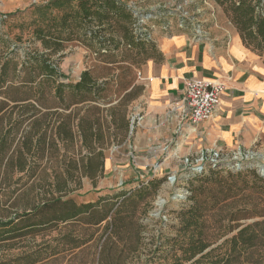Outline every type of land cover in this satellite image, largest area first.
Listing matches in <instances>:
<instances>
[{
	"label": "trees",
	"instance_id": "trees-1",
	"mask_svg": "<svg viewBox=\"0 0 264 264\" xmlns=\"http://www.w3.org/2000/svg\"><path fill=\"white\" fill-rule=\"evenodd\" d=\"M214 1L223 7L242 43L264 62V0ZM17 13L26 18L10 22L0 32V201L4 195V204L11 201V206L20 195H28L29 189H46L40 200L28 203V210L0 218V241L30 233L38 226L75 220L86 229L101 228L93 264H129L127 253L136 252L143 240L145 225L138 221V214H147L165 178H137L134 188L100 196L95 202L77 204L61 195L69 193L70 183L79 185L81 177L94 183L103 174V150L111 143L125 142L130 127L127 106L139 92L134 85L136 69L156 54L149 30L138 24L134 11L122 0H48L3 15L6 18L1 17L0 23H8ZM71 40L93 49L108 66L105 79H96L84 70L74 82L61 80L65 75L53 56ZM36 41L40 49L35 47ZM59 152L62 169L49 173L51 179L41 175L39 165ZM14 174L18 176L14 178ZM248 177L264 185V175L249 169L233 173L217 167L194 175L189 182L190 204L177 212L175 236L153 235V254L165 245L180 252L172 254L171 264H183L201 253L190 264H253L245 252L259 240L255 224L240 228L218 247L204 252L213 241L207 230L209 218H235L224 204L233 196L232 187H246ZM218 196L222 198L218 200ZM4 204L0 213L5 216L8 207ZM61 238L46 245L51 247L49 253L47 248L30 250L14 263L48 259L59 252V242L71 249L86 242L70 234ZM222 245L224 251L215 253Z\"/></svg>",
	"mask_w": 264,
	"mask_h": 264
},
{
	"label": "rangeland",
	"instance_id": "rangeland-1",
	"mask_svg": "<svg viewBox=\"0 0 264 264\" xmlns=\"http://www.w3.org/2000/svg\"><path fill=\"white\" fill-rule=\"evenodd\" d=\"M46 1L48 0H0V18H6L3 15L16 10L22 11L32 4ZM122 1L134 11L138 18V24L150 31H152L151 26H155L161 27L162 32L184 30L188 35L204 41H224L229 36H233L236 30L223 7L214 0ZM20 15L22 17H19ZM25 18L23 14L17 13L11 17L8 23L3 25L0 23V32L5 31L10 22L22 21ZM23 44L25 45V43ZM35 47L40 49V42L36 41ZM53 57L57 59L59 70L65 75V78H61L62 81L74 82L79 79L84 70H88L94 78L99 80L108 76L105 68L108 66L100 61L101 59L97 57L93 49L78 40L64 42L61 51ZM107 59L112 58L107 57ZM134 82L136 83V81ZM136 129V121H133L129 142H132ZM160 144L162 143L160 142ZM127 145L128 140L121 145L115 143L108 145L103 150L104 172L101 177L96 178L94 183L87 177H81L79 185L77 182L70 183L69 193L61 196L62 199H72L77 204L95 202L100 196L134 188L138 185L137 178L140 180L165 178L151 200L147 214L145 216L138 214V221L145 225L142 233L143 240L136 252L127 253L129 264H141L144 261H148L147 264H171L174 261L172 254H180L175 247L171 248L165 245L153 254L156 244L152 241V236L155 234L167 238L175 236L178 223L177 212L190 204L187 199L191 195L189 182L194 175L217 167L228 168L233 173L249 169L261 175L260 166L264 167V147H256L253 151L225 150L217 152V158L212 161L210 158L216 151L207 153L187 150L188 144H186V146L183 145L182 152L173 153L174 144L166 143L167 151L164 157L135 158L132 161L126 157ZM60 154L61 152L57 157L54 155L48 161H43L39 165L38 172L48 176L53 170L62 169L64 161ZM17 176L18 174H14V178ZM48 177L51 179L50 176ZM248 181L246 187L243 184L233 186L230 191L233 196H230L224 204L229 211L235 213L233 220L228 221L227 216L219 218L220 216L217 215L209 218L210 226L207 230L213 241L204 252L218 247L240 228L255 224L254 228L258 232L259 240L245 254L252 257L250 263L264 264V185L260 181H254L252 177H248ZM123 182L126 183L123 184ZM45 189L46 186L45 188L36 186L29 189L28 195H20L12 202L11 206H9L11 201L4 204L6 196L2 195L0 206L4 204V207L8 208L5 216L3 212L0 213V218L6 219L10 214L14 215L28 210V203L32 200L35 203L38 199L40 200ZM158 198L163 200L160 206L155 204ZM221 198L222 196H218L217 199ZM153 211L157 212V215H151ZM85 226L75 220L67 221L59 223L57 226H38L30 233L14 239L2 240L0 241V264H15L16 257L30 250L47 248L46 245L51 246V244L57 243L59 239H55L61 238L64 234L81 237L86 242L75 249H71L68 244L63 245L62 242H59L58 253L35 264H93L97 255V238L101 234V228L97 229L95 225L86 229L87 226ZM224 248L222 245L220 249H216L215 253L223 252ZM50 250L51 247L47 248L48 253ZM201 254L190 261L183 262V264H190ZM242 260L243 256L240 258V261Z\"/></svg>",
	"mask_w": 264,
	"mask_h": 264
},
{
	"label": "crops",
	"instance_id": "crops-1",
	"mask_svg": "<svg viewBox=\"0 0 264 264\" xmlns=\"http://www.w3.org/2000/svg\"><path fill=\"white\" fill-rule=\"evenodd\" d=\"M151 29L156 54L137 69L134 85L139 92L127 106L130 126L136 121L137 128L129 142V127L127 159L164 157L166 143L174 144L173 153L186 144L187 150L207 153L264 147L263 57L247 48L235 29L224 41H204L184 30ZM201 78L223 82L225 91L211 117L193 123L181 118L175 103L187 80Z\"/></svg>",
	"mask_w": 264,
	"mask_h": 264
},
{
	"label": "built area",
	"instance_id": "built-area-1",
	"mask_svg": "<svg viewBox=\"0 0 264 264\" xmlns=\"http://www.w3.org/2000/svg\"><path fill=\"white\" fill-rule=\"evenodd\" d=\"M137 75L140 78L139 72ZM224 91V83L214 78L187 80L182 97L175 105L180 109L182 119L193 123L204 121L211 117ZM217 156L214 152L210 159L213 161Z\"/></svg>",
	"mask_w": 264,
	"mask_h": 264
},
{
	"label": "water",
	"instance_id": "water-1",
	"mask_svg": "<svg viewBox=\"0 0 264 264\" xmlns=\"http://www.w3.org/2000/svg\"><path fill=\"white\" fill-rule=\"evenodd\" d=\"M132 126H130L131 128ZM111 152V151H109ZM237 167H240L239 165H237ZM102 171L104 172V164H103V167H102ZM260 171L262 172L261 174L264 175V167L263 166H260ZM171 179V178H170ZM163 200L161 198H158V200H156L155 204L160 206L162 204ZM151 215H157V212H151Z\"/></svg>",
	"mask_w": 264,
	"mask_h": 264
}]
</instances>
